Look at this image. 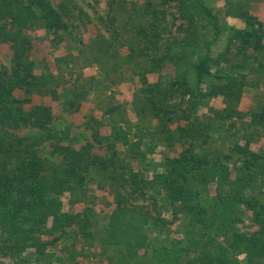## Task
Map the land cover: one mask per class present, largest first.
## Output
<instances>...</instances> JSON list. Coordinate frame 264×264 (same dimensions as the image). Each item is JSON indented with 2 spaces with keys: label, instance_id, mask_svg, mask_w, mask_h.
<instances>
[{
  "label": "trees",
  "instance_id": "16d2710c",
  "mask_svg": "<svg viewBox=\"0 0 264 264\" xmlns=\"http://www.w3.org/2000/svg\"><path fill=\"white\" fill-rule=\"evenodd\" d=\"M258 1L107 0L92 15L77 0H0L13 50L0 68V264H264ZM43 39L69 42L53 65L35 56ZM33 95L94 100L101 119L67 143L53 104ZM158 147L171 149L159 162ZM100 190L113 194L107 215Z\"/></svg>",
  "mask_w": 264,
  "mask_h": 264
},
{
  "label": "rangeland",
  "instance_id": "374dc122",
  "mask_svg": "<svg viewBox=\"0 0 264 264\" xmlns=\"http://www.w3.org/2000/svg\"><path fill=\"white\" fill-rule=\"evenodd\" d=\"M78 3L82 5V7L87 10L88 12L92 13V15L98 13V9H105L107 0H77ZM212 5H215V2L211 1ZM253 12L262 20L264 21V0H260L253 4ZM229 23L236 25V26H242L243 21L237 18H228ZM93 28V27H91ZM39 35L42 34L41 31L38 32ZM94 33L93 29H91V34ZM42 36V35H41ZM44 41H41V43L38 44V48L36 49L35 56L43 64H54V58L57 55H64L66 54V46H69V42H64L60 46H54L53 42L48 39H43ZM12 56H13V50L9 43L6 42H0V68L2 66L10 67L12 63ZM80 74H82L80 71H78ZM77 72V74H78ZM95 72V69H85L83 71V75L87 76L90 73ZM76 75H74L75 77ZM148 79L150 81H154L156 79V76L154 75H148ZM143 80L139 78V76H136L132 81H127L123 83L120 87L117 88L115 91V97L120 102H126L129 103L132 100V94L133 90L137 85H141ZM18 94V93H17ZM22 96H20V99ZM53 99V100H52ZM71 101L75 102V99L71 96ZM251 94L245 95L243 102L241 104V108L244 110H248L251 105ZM43 100H49L57 113V119L55 122V126L57 129L61 131H66L68 135L66 136L65 142L72 141L75 145L79 146L87 141L88 138H90L91 130L87 127L86 123L94 124V121L91 119V117L95 116L96 119H101V114L99 110L96 109V103L94 100L83 102L81 105H70L69 101L64 97L62 98H51L49 96H37L33 95V101L34 102H41ZM76 103V102H75ZM211 104L214 107H221L222 103L219 98L214 99ZM128 108V119H135V115L133 112L132 107L127 105ZM69 109V110H68ZM91 116V117H90ZM90 118V119H89ZM98 121V120H96ZM95 121V122H96ZM102 131L107 130L106 126L101 127ZM21 134H29L32 133V130L26 128L20 131ZM255 149H257L258 145L254 146ZM41 149L44 154L49 155L52 151V146L49 142H44L41 145ZM162 147H158L155 151V153L150 155V158L156 160L157 162L163 160V158L166 156V153H170L171 149L167 148L165 151H162ZM99 195V204L97 205L98 213L100 215H107L111 209L112 206L107 205V201L112 202L113 200V194L111 191L108 190H100L98 191ZM65 201V208L71 209V210H80L82 208V204H71L67 198V196L63 197ZM54 264H60L59 262H55Z\"/></svg>",
  "mask_w": 264,
  "mask_h": 264
}]
</instances>
